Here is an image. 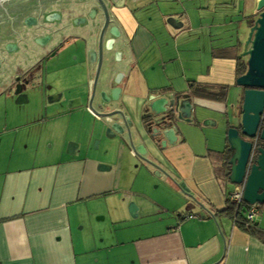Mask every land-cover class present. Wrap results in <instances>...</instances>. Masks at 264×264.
I'll list each match as a JSON object with an SVG mask.
<instances>
[{
	"label": "crops",
	"instance_id": "crops-1",
	"mask_svg": "<svg viewBox=\"0 0 264 264\" xmlns=\"http://www.w3.org/2000/svg\"><path fill=\"white\" fill-rule=\"evenodd\" d=\"M107 1L136 61L121 103L147 153L212 212L224 238L123 136H107L89 110L87 42L69 36L14 76L25 97L4 94L16 82L0 94V264H264V241L227 211L236 185L220 173L228 131L241 122L237 79L259 0ZM35 72L41 82L26 86ZM203 86L218 97L199 94ZM167 96L191 107L175 124L176 143L163 147L145 117Z\"/></svg>",
	"mask_w": 264,
	"mask_h": 264
},
{
	"label": "water",
	"instance_id": "water-1",
	"mask_svg": "<svg viewBox=\"0 0 264 264\" xmlns=\"http://www.w3.org/2000/svg\"><path fill=\"white\" fill-rule=\"evenodd\" d=\"M6 2H10L8 12L13 20L4 16L0 22V94L14 83L15 75L23 76L69 36L84 38L87 42L90 83L89 110L105 121L107 136H123L159 181L183 200L191 199L204 209L213 217L221 233L212 212L191 194L185 184L180 186V182L147 153L121 103L123 87L136 61L122 28L109 11V1L0 0V6ZM22 5L24 9L21 14H13L15 8ZM257 11L259 17L251 28L242 56L247 58V71L237 79V85L244 89V99L240 125L228 131V150L231 152L228 178L233 185L245 182L244 199L248 204L263 206L264 0L258 1ZM14 95L23 98L19 85ZM77 101L73 100L70 104ZM187 105L188 109H184ZM190 107V102L186 99L181 101V97L167 96L154 101L150 105L151 115L145 117V120H150L149 125L155 127L153 138L162 139L163 147L175 144V124L185 119L186 112L190 115ZM258 134L259 144L250 163L253 140Z\"/></svg>",
	"mask_w": 264,
	"mask_h": 264
},
{
	"label": "built area",
	"instance_id": "built-area-1",
	"mask_svg": "<svg viewBox=\"0 0 264 264\" xmlns=\"http://www.w3.org/2000/svg\"><path fill=\"white\" fill-rule=\"evenodd\" d=\"M254 141V149L250 158V163L253 161L256 150L259 144V134ZM245 182L241 185H236L235 189L230 195V204L235 208L234 223L236 225L245 223L247 227L250 224L256 223V219L259 215V206L250 205L244 199ZM243 217V218H242Z\"/></svg>",
	"mask_w": 264,
	"mask_h": 264
},
{
	"label": "trees",
	"instance_id": "trees-1",
	"mask_svg": "<svg viewBox=\"0 0 264 264\" xmlns=\"http://www.w3.org/2000/svg\"><path fill=\"white\" fill-rule=\"evenodd\" d=\"M247 71V65L245 63H241L240 65V69H239V75H243L245 74ZM225 90L226 93V88H223ZM199 94L205 96V97H218V95H215V93L213 92V90L210 87H200L199 88ZM197 92V93H198ZM223 158V162H224V167L221 169L220 173H226V176L229 177L230 175V166H229V161L231 159V152H229V150L227 149L225 152L222 153ZM264 207L261 206L259 207L260 210H262ZM228 213L234 218L235 215V208L230 205V207L228 208ZM243 218V217H242ZM245 224V223H244ZM243 223L238 224L241 228H243L244 230L248 231L249 233H251L254 236H257L259 238H261L264 241V232L259 230L257 227V224H250L248 227L246 225H244Z\"/></svg>",
	"mask_w": 264,
	"mask_h": 264
},
{
	"label": "flooded vegetation",
	"instance_id": "flooded-vegetation-1",
	"mask_svg": "<svg viewBox=\"0 0 264 264\" xmlns=\"http://www.w3.org/2000/svg\"><path fill=\"white\" fill-rule=\"evenodd\" d=\"M9 3H10V2H6V3H4L3 5L0 6V22L3 21L4 18L7 17V16H8V18H10V20H13V19H12V16L10 17L9 12H8V6H9ZM23 9H24V6H23V5L20 6V7H18V8H15V10L13 11V14H18V15H20L21 12L23 11ZM41 9H42V7H41ZM11 15H12V14H11ZM18 15H17V16H18ZM4 16H5V17H4ZM29 18H34V17H29ZM35 19H36V18H35ZM26 20H27V19H26ZM37 23H38L37 25H39V22H38V21H37ZM13 24H14V22H13ZM37 25H36V26H37ZM1 34H2V29L0 28V36H1ZM0 67H1V64H0ZM35 76H36V72H35V73H32L31 75H30V73H28V74L26 75V77L28 78L26 84H28V86L30 85V83H40V82H41V78L38 79L37 76H36L37 79H35ZM94 79H95V78H94ZM15 82L18 83V84H16L15 87L9 89V90H8L9 92H6V93H4V94H6V95H11V96L15 97L14 93H15L16 88H17L18 85L21 87V90H22V91L24 90V86L21 84V83H23V78H22L21 76H17V77L15 78V80H14V83H15ZM93 83H94V82H93ZM16 97H17V96H16Z\"/></svg>",
	"mask_w": 264,
	"mask_h": 264
},
{
	"label": "rangeland",
	"instance_id": "rangeland-1",
	"mask_svg": "<svg viewBox=\"0 0 264 264\" xmlns=\"http://www.w3.org/2000/svg\"><path fill=\"white\" fill-rule=\"evenodd\" d=\"M35 102H37V105L38 106H40V104H41V100L40 99H33ZM32 147L31 148H36L37 147V144L34 142V143H32V144H30ZM46 146H47V148L48 149H51V143H50V141H49V139H47L46 141H43V143H42V145H41V147H40V155H44L46 152H47V150H46ZM55 148H56V145H55ZM143 168L145 169L146 167L145 166H143ZM136 171H137V173H138V169H136ZM142 171H144V170H142ZM140 178L141 179H144L145 178V175H144V173L142 172L141 174H140ZM157 179V178H156ZM157 181L158 182H160L158 179H157ZM156 185V184H155ZM154 185V187H156ZM235 188H233V190H234Z\"/></svg>",
	"mask_w": 264,
	"mask_h": 264
}]
</instances>
